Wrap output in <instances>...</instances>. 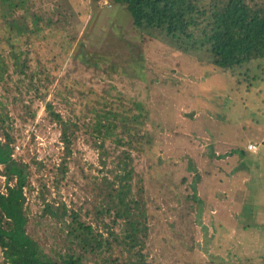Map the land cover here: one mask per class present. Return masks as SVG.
Returning a JSON list of instances; mask_svg holds the SVG:
<instances>
[{"label":"rangeland","instance_id":"1","mask_svg":"<svg viewBox=\"0 0 264 264\" xmlns=\"http://www.w3.org/2000/svg\"><path fill=\"white\" fill-rule=\"evenodd\" d=\"M22 1L14 17L0 3V136L5 112L19 139L14 156L58 165L62 126L49 116L47 103L68 123H78L60 191L48 168L32 179L28 225L45 251L58 258L68 251V230L63 234L61 220L45 211L47 202L59 207V197L67 214L78 210L108 235L111 222L96 210L104 205L105 177L113 182L107 169L117 167V149L131 153L132 194L149 201L143 252L151 264H264V77L254 79L262 74L258 63L224 73L206 46L198 45L191 57L178 54L160 32L136 28L132 14L110 0H98V7L95 0ZM57 7L75 13L65 26L57 22ZM6 17L17 20L15 32ZM107 95L147 104L149 150L107 140L105 154L92 116L82 117L86 100ZM2 171L0 163V193L7 184ZM72 251H79L76 244ZM87 254L83 264L97 258ZM3 255L0 246V264Z\"/></svg>","mask_w":264,"mask_h":264},{"label":"trees","instance_id":"2","mask_svg":"<svg viewBox=\"0 0 264 264\" xmlns=\"http://www.w3.org/2000/svg\"><path fill=\"white\" fill-rule=\"evenodd\" d=\"M97 1L95 0V7H98ZM110 2L124 6L132 14L136 28L160 32L178 54L187 53L191 57L199 52L198 45L206 46L211 62L222 72L244 67L248 70L253 63H258L257 71L260 70L262 74H257L254 79L264 77V0ZM0 3L9 5V15L14 17L23 1L0 0ZM54 13L62 16L57 22L64 26L69 17L75 14L71 9L61 10L60 7ZM39 20H34L35 33L39 31ZM5 22L11 32L18 29L15 18L10 22L6 17ZM23 32V29L19 30V34ZM0 59V80H4L1 64L4 60L2 57ZM83 104L85 114L82 119L88 114L92 116L95 128L100 132V147L103 151L107 140L117 147L124 145L141 153L152 147L154 141L148 130L150 108L144 101L124 103L120 98L107 95L97 96L90 102L86 100ZM47 110L51 119L62 126V141L65 146L58 165L22 154L15 157L16 143L19 141L16 129L12 124L7 125L5 117L10 118L7 113L4 112L5 117L1 116L5 127L3 138L0 136V163L3 165L2 174L7 180L6 191L0 193V246L4 250V264H83L87 260V253L97 256L91 264H151L143 252L149 234V201L139 196L142 192L141 182L137 184L139 197L132 194L134 167L129 151H121L119 154L117 149L113 150L117 167L107 169L113 175V182L105 177L102 187L105 201L103 207L97 208L96 213L106 216L111 222L106 237L96 231L78 210L67 214L66 203L59 197V207L47 202L45 211L61 220L64 225L63 234L68 230V235H63L68 251L61 252L59 258L54 257L35 239L29 229L26 211L28 196L34 191L32 179L37 172L42 173L48 168L54 174V186L60 191L70 170L69 162L76 140L73 137L78 128V123L65 121L50 102L47 103ZM71 128L72 131L69 132ZM104 152L106 154L107 151ZM38 182L46 186L43 178H39ZM194 191L196 193L195 186ZM120 222L121 227L116 232L112 228ZM75 244L79 248L78 252L72 251ZM250 264L255 262L251 261Z\"/></svg>","mask_w":264,"mask_h":264},{"label":"built area","instance_id":"3","mask_svg":"<svg viewBox=\"0 0 264 264\" xmlns=\"http://www.w3.org/2000/svg\"><path fill=\"white\" fill-rule=\"evenodd\" d=\"M249 148H250V150H256L257 147L255 145L251 144V145H249Z\"/></svg>","mask_w":264,"mask_h":264}]
</instances>
